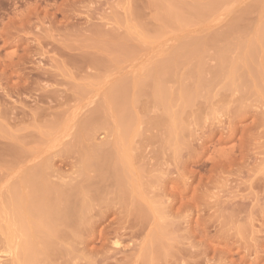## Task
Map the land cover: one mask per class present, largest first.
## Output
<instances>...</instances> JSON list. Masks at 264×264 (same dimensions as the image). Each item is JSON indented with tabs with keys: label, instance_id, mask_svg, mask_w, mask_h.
<instances>
[{
	"label": "rangeland",
	"instance_id": "374dc122",
	"mask_svg": "<svg viewBox=\"0 0 264 264\" xmlns=\"http://www.w3.org/2000/svg\"><path fill=\"white\" fill-rule=\"evenodd\" d=\"M23 251L264 264V0H0V264Z\"/></svg>",
	"mask_w": 264,
	"mask_h": 264
},
{
	"label": "bare ground",
	"instance_id": "6f19581e",
	"mask_svg": "<svg viewBox=\"0 0 264 264\" xmlns=\"http://www.w3.org/2000/svg\"><path fill=\"white\" fill-rule=\"evenodd\" d=\"M196 78H197V77H196ZM185 99H186V98H185ZM121 102H122V101H121ZM240 109H241V108H240ZM240 114H242V113H240ZM38 194H39V193H38ZM38 194H37V196H38ZM39 195H40V194H39ZM40 196L42 197V195H40ZM40 196H38V197L40 198ZM39 198L36 197L37 200L35 199L36 201H34V203L37 204V205L34 204V205L36 206V207H35V206H34V207L36 208V212H37V214H39V213L41 214V212H44V207L46 206V205H45V202H43V201H44V200H43V197L41 198L43 201H42L41 199L39 200ZM38 200H39V202H38ZM42 202H43V203H42ZM51 206H52V204H51ZM45 208H46V207H45ZM51 208H52V207H51ZM47 209H48V208H47ZM49 209H50V208H49ZM49 209H48V211H49ZM52 209H54V208H52ZM20 210H21V209H20ZM33 210H34V208H33ZM45 210H46V209H45ZM21 211H22V210H21ZM50 211L52 212L53 210H50ZM50 211H49V212H50ZM30 212H31V211H30ZM46 212H47V210H46ZM28 213H29V212H28ZM34 213H35V212H34ZM31 214H32V213H31ZM47 215H49V214H47ZM38 216H39V215H37V217H38ZM35 217H36V216H35ZM39 217H40V218H39ZM39 217H38V218H39L40 220H39V219L37 220V225H39V226H43V228H45L43 224L47 222L48 225H49V223H50V226H52V227H51V228H47V227H46V228L49 229L48 234L51 233V232L53 233L54 230L56 229V228L54 229V227H55L54 225H51V224H52L51 222H55V219L53 218V216H49V217H48V216H47V217L44 216L43 218H44L45 220H44V219H41V217H42L41 215H40ZM51 217H52V218H51ZM51 219H52V220H51ZM43 220H44V221H43ZM60 220H61V219H60ZM49 221H50V222H49ZM56 222H57V220H56ZM59 222H60V221H59ZM47 223H46V224H47ZM53 224H56V223H53ZM57 224H58V222H57ZM62 224H63V223H62ZM53 226H54V227H53ZM47 229H46V232H47ZM56 230H57V229H56ZM43 232H45V231H43ZM57 232H58V231H57ZM38 236H39V234H38ZM41 238H42V236H41ZM30 240H31V239H30ZM42 240H43V239H42ZM27 243H29V242H27ZM44 244H46V243H44ZM30 245H33V244L31 243V241H30ZM22 254H23V259H20V260H21L23 263L28 264L29 262H31L32 260H34L33 257H29V256H27L26 251H25V252L23 251ZM29 255H30V254H29ZM34 258H35V257H34ZM14 260H15V259H14ZM15 261L17 262V260H15ZM15 261H14V262H15ZM12 262H13V261H12ZM15 264H16V263H15Z\"/></svg>",
	"mask_w": 264,
	"mask_h": 264
}]
</instances>
